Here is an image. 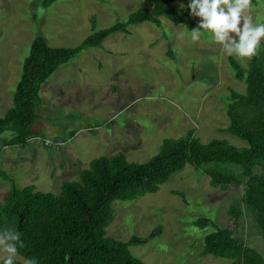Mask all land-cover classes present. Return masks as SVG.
Masks as SVG:
<instances>
[{
  "label": "rangeland",
  "instance_id": "374dc122",
  "mask_svg": "<svg viewBox=\"0 0 264 264\" xmlns=\"http://www.w3.org/2000/svg\"><path fill=\"white\" fill-rule=\"evenodd\" d=\"M140 2L59 0L45 8L42 0H0V118L13 106L21 64L36 37L45 38L52 48L80 47L93 32L92 17L95 31L104 30L126 20ZM172 8L187 10L188 0H177ZM245 15L264 23V0H251ZM162 22L161 30L149 23L130 26V35L114 34L103 49L84 48L62 66L40 91L43 103L35 124L39 137L25 148H4L13 133L0 134V172L19 189L35 186L38 192L59 194L64 182L79 181L95 159L122 153L132 163H146L160 153L165 140L185 137L190 130L203 144L224 140L245 147L220 130L230 124L226 109L231 93L245 90L234 79L229 58L243 68L247 58L229 56L210 32L193 42L190 31L199 18L180 25ZM57 139L60 148L44 145ZM212 167L186 166L155 194L115 201L107 236L119 241L147 238L162 227L157 238L130 249L146 264H228L201 256L203 239L214 226L229 228L264 255V234L242 202L243 188H213L205 175ZM9 190L10 184L0 178V206ZM233 205L243 210L237 223L228 214ZM200 219L213 226H196ZM15 260L28 264L19 255Z\"/></svg>",
  "mask_w": 264,
  "mask_h": 264
},
{
  "label": "trees",
  "instance_id": "16d2710c",
  "mask_svg": "<svg viewBox=\"0 0 264 264\" xmlns=\"http://www.w3.org/2000/svg\"><path fill=\"white\" fill-rule=\"evenodd\" d=\"M58 1L42 0V6L48 8ZM175 1L141 0L139 8L126 20L99 31H95L92 17L93 32L77 48H52L45 38L36 37L22 62L13 106L0 118V134L7 130L13 133L5 146L25 148L29 140L39 137L35 124L43 103L42 86L84 48L103 49L112 35H130V26L149 23L161 30L163 19L180 25L193 18L189 9L175 11ZM169 55L173 56L171 49ZM247 60L248 66L243 68L236 59L229 58L234 79L244 83L245 90L231 93L226 109L230 124L220 130L245 142V147L239 149L224 140L203 144L195 137V130H190L185 137L165 140L160 153L146 163H132L122 153L95 159L80 173L79 181L64 182L59 194L38 192L35 186L19 189L0 172V178L10 184L0 206V233L18 231V255L35 264H146L130 249L157 238L162 227L147 238L132 236L128 241H119L108 237L107 228L114 218L113 203L157 193L186 166L199 170L208 165H225L205 171L210 185L222 192L242 187V202L264 234V42L258 55ZM228 214L237 223L243 210L233 205ZM209 224L213 226L207 219L195 223L200 228ZM203 245L202 257L212 256L228 264H264V255L246 246L229 228L214 226ZM15 264L23 263L15 260Z\"/></svg>",
  "mask_w": 264,
  "mask_h": 264
},
{
  "label": "clouds",
  "instance_id": "9594fccd",
  "mask_svg": "<svg viewBox=\"0 0 264 264\" xmlns=\"http://www.w3.org/2000/svg\"><path fill=\"white\" fill-rule=\"evenodd\" d=\"M250 7L251 0H188L190 16L200 20L190 31L191 40L199 41L204 32H210L229 56L247 59L257 56L264 40V23H256L245 15ZM20 244L18 231L0 233V253L4 254L0 256V264H15Z\"/></svg>",
  "mask_w": 264,
  "mask_h": 264
},
{
  "label": "built area",
  "instance_id": "2783aa9c",
  "mask_svg": "<svg viewBox=\"0 0 264 264\" xmlns=\"http://www.w3.org/2000/svg\"><path fill=\"white\" fill-rule=\"evenodd\" d=\"M55 145L56 147H60L61 146V142L59 141V142H56V143H52V142H49V141H46L45 143H44V145L45 146H50V145Z\"/></svg>",
  "mask_w": 264,
  "mask_h": 264
},
{
  "label": "crops",
  "instance_id": "0c3cea01",
  "mask_svg": "<svg viewBox=\"0 0 264 264\" xmlns=\"http://www.w3.org/2000/svg\"><path fill=\"white\" fill-rule=\"evenodd\" d=\"M25 59V58H24ZM23 62V61H22ZM22 65V64H21ZM21 65H20V67H21ZM48 83V82H47ZM46 83V84H47ZM12 101H13V97H12ZM0 105H2L1 103H0ZM56 140V139H55ZM58 141L60 140V139H57ZM6 147H8V146H5L4 148H6ZM60 148V147H59Z\"/></svg>",
  "mask_w": 264,
  "mask_h": 264
}]
</instances>
